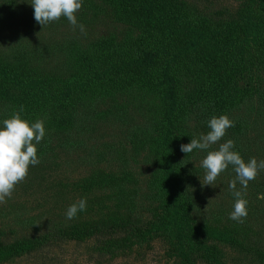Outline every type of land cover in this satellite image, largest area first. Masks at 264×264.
<instances>
[{"label": "trees", "instance_id": "16d2710c", "mask_svg": "<svg viewBox=\"0 0 264 264\" xmlns=\"http://www.w3.org/2000/svg\"><path fill=\"white\" fill-rule=\"evenodd\" d=\"M245 5L227 20L202 27L179 14L175 8L182 3L175 0H83L80 18L114 25L88 48L75 41L87 52L108 45L103 68L66 74L68 62L57 61L58 70L37 72L39 61L0 59V120L22 108L24 119H42L46 128L37 145L40 163L30 165L12 196L0 202V217L18 214L8 223L0 220V264L54 242L89 239L101 244L100 257L111 259L154 237L164 239L172 264H221L224 247L264 264V169L251 180L252 187L236 186L247 200L242 222L229 219L234 200L224 177L204 185L220 210L198 218L190 210L202 187L201 150H180L209 130L213 115L227 114L233 126L225 140L234 141L243 159L249 153L264 160V16L257 12L264 0ZM156 95L153 108L145 101ZM249 99L255 100L259 132L252 149L244 144V118L227 113L235 107L243 113ZM152 112L156 122L145 117ZM104 116L103 127L99 119ZM119 125L128 127L126 132ZM126 137L131 141H123ZM138 159L147 161L144 182L132 168ZM73 168L85 173L73 178ZM228 177L233 179V170ZM141 184L148 190L139 201L134 193H140ZM82 197L86 211L67 220L66 208ZM39 201H53L54 210L33 214L28 206Z\"/></svg>", "mask_w": 264, "mask_h": 264}, {"label": "rangeland", "instance_id": "374dc122", "mask_svg": "<svg viewBox=\"0 0 264 264\" xmlns=\"http://www.w3.org/2000/svg\"><path fill=\"white\" fill-rule=\"evenodd\" d=\"M178 1L182 7L179 6L177 9L179 14L187 16L189 21L197 24L198 26L205 27L208 25L215 26L218 21L227 20L226 16L233 13H240L245 8L246 0H175ZM30 0H0V59L3 61H15L17 64H22L20 59L25 60L26 63L38 62L35 67V71L48 72L50 70H58L56 63L61 61L68 62V65L63 66V73H76L84 72L88 69H100L105 66L104 56L108 55L110 51L108 50V45H99L96 48H92L88 52L85 49L78 47L77 42H83V46L88 48L89 42L95 38H100L101 36L108 35L114 30V25L107 23H100L96 20L91 19L86 16L84 19L79 17V12L82 8L76 11L75 15L77 17L78 23L84 25V31L81 32L79 28H73L69 22L61 16L56 21L50 22L44 27L38 24L33 18V8L29 3ZM172 2V1H171ZM186 3V4H185ZM192 4V5H190ZM174 7V6H173ZM186 7V8H185ZM110 10V9H109ZM185 10L184 12H182ZM262 12H257L260 16H264V6L261 7ZM220 18H223L222 20ZM22 32V33H21ZM95 36V37H93ZM158 37H151V41H158ZM6 47V48H4ZM11 47H15L12 50H8ZM21 48V49H20ZM87 52V53H86ZM261 56V53H259ZM258 55V52H253L250 56ZM75 57L82 58L81 60H75ZM253 57V58H254ZM248 59L252 57L248 56ZM74 61H76L74 63ZM111 59L105 61L110 64ZM237 60H233L235 62ZM72 62V63H71ZM260 65V64H258ZM103 66V67H102ZM261 66V65H260ZM263 66V65H262ZM261 66V67H262ZM260 68V67H259ZM261 69V68H260ZM261 72V71H260ZM264 74L263 72H261ZM258 69L256 71V78L258 76ZM255 75L249 76L248 79L254 81ZM158 96H153L152 98H147L145 102L156 108ZM249 103L246 104V109L241 112L233 110L227 113L230 117H241L246 121V126H242V133L245 134V145L249 144L252 149L251 142L256 141L258 138V123L254 122L256 114V104L254 99H249ZM235 106V104H233ZM240 110V109H239ZM155 111V110H154ZM233 114V115H232ZM50 116V115H49ZM52 116V114H51ZM53 117V116H52ZM144 118V114H142ZM152 120H157L155 112L152 114H146ZM107 118L104 116L100 118V123H103ZM128 121H121L122 124H126ZM154 122V121H153ZM101 125V126H102ZM118 130L126 132L128 127L119 125L116 127ZM139 128L131 127V130H138ZM229 129V128H228ZM140 131V130H138ZM204 133H207L204 131ZM113 134V133H112ZM125 134V133H123ZM121 133H117V137ZM123 138V136H120ZM119 137V138H120ZM250 140L248 141V139ZM106 140H109L108 138ZM123 141H131L128 137L124 138ZM225 141V137H222L220 141L210 146L208 150L216 149V146ZM128 150V147L126 148ZM201 157L206 155L205 150H201ZM130 155V154H129ZM255 157L254 155L247 154L245 161L249 158ZM131 158H129V161ZM136 163L132 164L133 170L144 182L145 177L149 174L147 161L144 159L136 160ZM75 168L70 169L72 171L71 177L79 178L76 174H84V170H75ZM232 168L229 166L227 169L222 171L217 177H224L226 180L231 181L228 174L231 172ZM204 175V171L200 173ZM235 179L234 177L232 180ZM254 180H257L255 177ZM239 185V183L237 182ZM236 184V186H237ZM248 186L252 187V182H248ZM202 185L193 197V202L191 205L190 213L194 217L207 218L214 210H220V204H217V198L211 197V193H207ZM147 187L145 184H141L140 193H134L136 200H143L146 197ZM244 190V189H243ZM34 199V198H33ZM53 202V201H52ZM47 203L45 201H39V205L34 204L31 208L33 214H39L43 212L44 209L54 210L53 204ZM48 205V206H47ZM18 214H12L11 216L0 217V220L4 218L5 222L13 220ZM149 217L146 213L145 218ZM12 226V223L9 224ZM2 226L1 228H3ZM99 247L101 244L94 239H89L85 242H54L48 248L41 250L39 253L33 252L25 255L18 256L7 260L1 264H172V257L167 254V248L164 239L152 238L146 241L143 245H135L129 249L126 253L115 256L111 259L108 257H100ZM222 258L221 264H260L251 257L245 256L239 252L234 251L230 247L222 248L221 253Z\"/></svg>", "mask_w": 264, "mask_h": 264}, {"label": "clouds", "instance_id": "9594fccd", "mask_svg": "<svg viewBox=\"0 0 264 264\" xmlns=\"http://www.w3.org/2000/svg\"><path fill=\"white\" fill-rule=\"evenodd\" d=\"M83 0H30L33 8L34 20L42 25L56 21L63 16L73 28L84 31V25L78 23L75 15L82 6ZM19 111H13L11 116L0 120V202L12 196L16 184L22 181L29 170V166L40 163L37 154V145L46 135V128L42 119L34 122L24 119ZM233 126V121L227 114L213 115L207 121V133L193 136L189 143L181 144L183 153L193 150H205L206 155L200 161L204 169L202 185H213L217 176L227 169L229 165L235 172V179L229 181L234 203L228 214L230 220L242 222L247 216V200L242 192L236 189L237 182L241 189H246L248 182L255 179L258 171L264 169V160L257 161L255 157L247 161L234 149V141L227 139L214 150H208L225 136L228 128ZM87 200L80 198L70 204L65 210V218L71 220L78 213L86 211Z\"/></svg>", "mask_w": 264, "mask_h": 264}]
</instances>
